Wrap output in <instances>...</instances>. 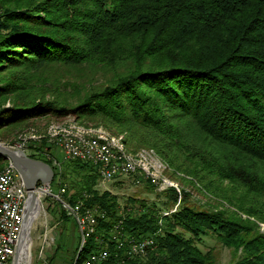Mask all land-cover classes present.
Listing matches in <instances>:
<instances>
[{"label": "trees", "instance_id": "16d2710c", "mask_svg": "<svg viewBox=\"0 0 264 264\" xmlns=\"http://www.w3.org/2000/svg\"><path fill=\"white\" fill-rule=\"evenodd\" d=\"M58 64L108 77L62 95L44 72ZM48 115L127 132L155 148L171 176L220 204L173 187L159 192L167 212L133 197L138 206L122 207L95 189L97 166L75 160L88 173L64 197L104 214L78 264L99 235L110 243L104 264H218L199 245L210 236L234 264H264V0H0V130ZM119 222L122 239L153 236L155 246L131 256L130 243L114 239Z\"/></svg>", "mask_w": 264, "mask_h": 264}, {"label": "rangeland", "instance_id": "374dc122", "mask_svg": "<svg viewBox=\"0 0 264 264\" xmlns=\"http://www.w3.org/2000/svg\"><path fill=\"white\" fill-rule=\"evenodd\" d=\"M44 72L48 79H52V82L60 87L59 92H61L62 95L68 96H71L75 88H90L92 86L101 85L106 82L108 77V73L103 70L96 69L92 71L91 69H87L82 66L69 67L61 64L50 65ZM82 90L85 89L82 88ZM105 123L106 122L101 119H77L74 115H67L58 118L48 115L42 118L30 120L27 124L22 125L20 128H16L11 132L1 129L0 143L11 149L15 148L22 150L19 145L24 142L25 146H23L22 151L30 157L40 156V158H32L44 161L53 169V189L59 192L61 188H66V193L64 196L70 199L72 195L75 196L74 194L76 190H78L79 187L84 183L83 176L88 173V169L82 168V162L75 161V158L65 157L62 147H59L60 149L58 148L55 134H58L62 128H72L74 126L76 128L99 129L107 133L110 137H116V139L119 141L121 140L120 142L123 144L126 153L136 154L140 152V150L142 151V149L156 152V155H158L161 160L165 162L164 164L167 166V168H169H166L164 171V173L166 172L165 175L168 173L167 176L170 180H172L169 185H176L179 190L176 187L174 188L178 191V193L181 194L182 189L185 188L191 193L193 201H197L200 204L205 203L207 206L212 205L216 208L220 206L218 201L216 202L210 200L209 197H207L204 192H202L203 190L201 191L200 189L194 188L189 183L182 182L177 177L171 176L170 174L173 173L171 166L155 148L141 145L136 146L135 142L130 140L127 132H120L115 127ZM61 134H63V132H60V136ZM32 143H35L38 146L41 143L44 145L42 149L35 150L34 148L30 147ZM125 147L127 148L125 149ZM127 150L130 152H127ZM2 156L4 157V155ZM5 160L8 164V160L10 159L5 158ZM86 162L88 164L94 165L92 162ZM7 164L4 163L0 171L4 170ZM96 169L97 183L95 185V189H98L100 192L106 190L111 191L118 197L122 207L127 205L130 207L138 206L140 201H138V203L135 202L134 204L127 200L128 197H133L139 200L145 199L149 204L157 203L158 208H160V213L169 211V209L166 208V205L163 204V201H165L164 196L159 195V192L165 191L171 187L160 190V187L157 188L156 185L149 183L150 180L146 179V177H142V184L135 183L134 177L124 176L122 178L118 177L115 179H104L98 173L99 170L97 167ZM41 183L44 182L39 181L37 186H39ZM149 184L154 187L153 190L148 187ZM85 195L87 194L83 193V196ZM36 200L39 207L38 210L35 208L36 214L33 215V221L29 233L30 264H78V258L81 253V249L85 245L87 239L92 237L95 233L93 235L90 233V235H87L88 237L85 236L86 238L84 237V239L75 218L69 212H67L60 201H57V198H54L53 196H45L41 200L38 198V195H36ZM78 201H81V205L84 208L87 207L86 209H88V207H96L85 205L82 198H78L75 203ZM42 207L45 211L42 210ZM63 212L65 213V216H62ZM120 222L115 226V241L117 240L115 237L119 231L118 226L120 225ZM261 231L264 232L263 223H261ZM96 243V248L92 251H107V258L100 262V264H104L109 258L108 247L110 243L108 240L104 239L102 235L96 237ZM118 244L120 245V241H118ZM199 245L205 252L211 250L218 264H234L235 259L232 250L220 243L217 238L211 236L207 237L203 242L199 243ZM148 250L149 249L146 251ZM92 251H90V253ZM142 254L143 253H140V255ZM51 256H55L53 261L50 260ZM86 257L82 259L81 264H84L83 261L84 259H87Z\"/></svg>", "mask_w": 264, "mask_h": 264}, {"label": "built area", "instance_id": "2783aa9c", "mask_svg": "<svg viewBox=\"0 0 264 264\" xmlns=\"http://www.w3.org/2000/svg\"><path fill=\"white\" fill-rule=\"evenodd\" d=\"M56 143L58 148L62 147L66 158H81L85 162H92L98 167L99 172H102V159H109V163L112 165V173H103L104 179H115L117 173H125V168H130L122 167L121 162H119V154H114V151L110 148H107L106 157H99V155H97V147L105 146V143L103 140L95 139V135L93 150H85V144L82 141V138L56 140ZM23 146H25L24 142L19 145L22 150ZM164 189V187H160V190ZM44 192L46 193L43 195ZM56 192L52 186H41L38 190V195L41 200L45 196H53L58 199L60 194L64 195L66 193V188H61L59 191L60 194L59 192ZM25 196L26 190L24 181L13 164V170H11V172L0 174V264L12 263V257L16 252L21 229L23 228V211L24 208L26 209L27 207ZM78 205H81V203H77V205H73V207L67 206V209L77 218V220H80L79 228L83 235L84 224H91V218L94 217L96 213L92 208L88 207V217L79 218L77 217ZM42 210H44L43 207ZM117 234L120 233L118 232ZM121 236L122 235L120 234V237ZM155 240L156 237L153 240H144L143 237L137 239L130 238L129 250L131 251V256H138L140 253H145L147 249L153 248L155 246ZM104 254L105 253L102 255L91 256V259L86 262L98 264V260L104 259Z\"/></svg>", "mask_w": 264, "mask_h": 264}, {"label": "bare ground", "instance_id": "6f19581e", "mask_svg": "<svg viewBox=\"0 0 264 264\" xmlns=\"http://www.w3.org/2000/svg\"><path fill=\"white\" fill-rule=\"evenodd\" d=\"M74 127H72V128H62V130L60 132H63V134H61V136H60V132H58V134L56 133L55 134L56 135V140L82 138V141L85 144V150H93L94 135H95V139L103 140L104 143H105V146H98L97 147V155H99V157H106L107 148H110L112 151H114V154H119V162H121L122 167H130V168H125V173H117L116 174V178H118V177L122 178L124 176L125 177H134L135 178V183L142 184V180H143L142 177L146 176V179L150 180V181L148 180L149 183H151L153 185H156L157 188L158 187H164V188L176 187L179 190V188L176 185H169L172 182V180H170L169 177L167 176L168 173H167V175H165L166 172L164 173V171L166 170L167 166L164 164L165 162H163L161 160V158L158 155H156V152H153V151H150V150H147V149L146 150L142 149V151L140 150V152H138L136 154L135 153L134 154L126 153L125 150H124L123 144L120 142L121 140L119 141L118 139H116V137L115 138L114 137H110L104 131L99 130V129H95V128H90V129L87 128L86 129V128H76V127L74 128ZM126 148L127 147H125V149ZM16 151H19L18 153L21 152L20 150H16ZM127 152H130V151L127 150ZM74 160H80V161L85 162L82 159H74ZM8 161H9L8 165L5 167L4 170L0 171V174L9 173V172H11V170H13V162L11 160H8ZM167 169H169V168H167ZM16 170H17V168H16ZM132 170H133V173H132ZM17 172L19 173L18 170H17ZM32 172H37V171L36 170H32ZM99 173H100V175L102 177H103V173H112V165H110L109 159H102V172H99ZM138 173H140V174H138ZM39 181H41V180H38V182ZM41 182H43V181H41ZM52 182H53V180H51V182L41 183L39 186L36 185L37 187H35L33 189V193L38 195V190H39V188L41 186L51 187L52 186ZM25 190H26V196H25L26 203H27L28 206L31 207V216H32V219H33V215L36 214L35 213V208H36V210H38V207H39L38 203H37L38 199L36 200V195H35V199H33V201H31L30 200L29 190L27 189L26 186H25ZM45 193L46 192H44L43 195ZM56 193H58V192H56ZM59 194H60V192H59ZM38 198H39V195H38ZM57 201H60L63 204V207L67 210V212H69V210L67 209V206L73 207V204H71L69 202V200H67L64 197V195H62V194L59 195ZM77 203H81V201H78ZM77 203L75 205H77ZM86 208H84L82 205H78L77 217H79V218L88 217V209H86ZM89 208H92L94 210V212L96 213V215L91 218V224H84L83 238L85 236L88 237L87 235H90V233H92V235H93L96 232L97 223H98L97 217H98V215H101V216L103 215L104 216V214L101 213L99 208H97V207H89ZM26 212H27V210L24 208L23 218H24ZM70 214L75 218V220L77 222V225L79 226L80 220H77V218L72 213H70ZM24 221H25V219H23L22 227L24 225ZM22 232H23V238H22V242L20 244V260H19L20 263L19 264H30V246H29V244H30V242H29L30 241V235H29L28 227L26 226L25 229L22 228L21 229V234H22ZM115 238L118 241H120V245H123V244H125L127 242L129 243V239L126 238V237L124 239H122V237H120V234H117ZM143 239L144 240H153L154 237L153 236H143ZM126 240H127V242L124 243V241H126ZM126 245L127 244H125V246ZM81 251H82V249H81ZM103 253H105L104 254V259L107 258L106 257L107 251L105 252V251L102 250V251H99V252H92L91 254H89L86 257L87 259H84V261H83L84 264H93L91 262H86V261L90 260L91 256L102 255ZM15 254H16V252H15ZM15 254L12 257V260L14 259ZM129 254L131 255V251H129ZM102 261L103 260H98V264H100V262H102ZM9 264H12V263H9Z\"/></svg>", "mask_w": 264, "mask_h": 264}, {"label": "water", "instance_id": "95a60500", "mask_svg": "<svg viewBox=\"0 0 264 264\" xmlns=\"http://www.w3.org/2000/svg\"><path fill=\"white\" fill-rule=\"evenodd\" d=\"M20 151L21 152L18 153L19 151L8 148L7 146L0 143V154L4 155L5 158L10 159L13 162L14 166L22 176L25 186L29 190L30 200L33 201V199L35 198L33 189L36 187L38 180H41L43 182H51V180L53 179V169L44 161L34 159L26 155L22 150ZM32 170H36L37 172H32ZM26 210L27 212L24 216L25 221L23 229H25L27 226L30 233V227L33 221L31 216V207L27 205ZM22 238L23 232L18 240L17 250L12 264L20 263V244L22 242Z\"/></svg>", "mask_w": 264, "mask_h": 264}]
</instances>
